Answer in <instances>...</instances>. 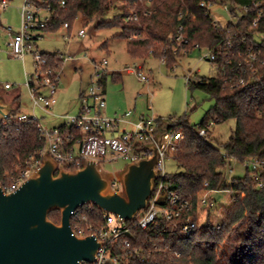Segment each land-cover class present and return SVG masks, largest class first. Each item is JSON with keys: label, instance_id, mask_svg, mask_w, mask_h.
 Wrapping results in <instances>:
<instances>
[{"label": "built area", "instance_id": "1", "mask_svg": "<svg viewBox=\"0 0 264 264\" xmlns=\"http://www.w3.org/2000/svg\"><path fill=\"white\" fill-rule=\"evenodd\" d=\"M51 1L23 0L19 28L7 32L6 42L9 54L15 58L23 60L27 53H32L34 71L25 72V85L33 109L38 108L45 112H50V108L56 103L61 69L47 67L40 51L33 49L32 45L42 37L41 33L50 24L54 13ZM56 3L61 8L66 6V0H56ZM212 3L214 2L200 1L199 5L209 14ZM7 5L8 0H0L1 10ZM223 6L232 19L224 26L212 20L215 27L226 28L228 24L233 26L232 30L227 29L228 34L223 44L216 52L201 48L197 43L193 44L192 50H204L200 59L208 60L213 64L215 72H219L222 76L223 87L234 89L246 84L248 78L257 72L258 63L264 64L262 58L264 29H260L262 25L264 27V5L261 0H254L241 6H230L227 2ZM126 20L136 23L138 14L130 10ZM60 28L69 29L68 23H64ZM182 30L183 25H179L174 36L178 47L188 43ZM86 34L84 27L76 32L80 38L85 37ZM137 36V33H133L129 39ZM63 38L70 41L69 34H65ZM181 53L186 54L187 49L182 48ZM74 57L68 49L65 53H61L63 63L73 60ZM159 60L165 63L164 57ZM106 65L107 59L102 58L99 67L103 68ZM142 68L143 64H135L127 67V70L135 73L141 81H150V77ZM185 81L188 87L193 80L190 75H186ZM4 87L10 88L11 85L4 83ZM131 114L132 111L127 110L120 114L108 115L105 94L98 82L80 94V107L76 115L61 116L65 121L62 127L60 125L44 127L34 114H16L15 118L20 122L37 123L44 146L35 156L25 160L24 167L17 174L12 175L9 180L0 182V186L4 192L15 190L41 163L45 151H48L57 162V169L66 170L78 169L84 161L102 166L104 163H113L118 159L125 160L127 164L150 158L153 151L147 144L155 143L158 146L156 140V133L160 127L157 124L158 118L154 115H140L133 121L130 119ZM215 123V119L209 120L205 126L199 128L198 135H206ZM179 138V131L166 129L163 142L158 146V160L155 164L157 177L152 193L146 207L138 210L132 219L122 220L97 206L100 213L91 218L83 212V208L92 203L80 205L71 212L72 234L78 237L94 235L100 242L95 260L92 262L80 260L78 264H152L156 254L171 249L168 243L172 235L188 237L198 227L199 212L193 209L192 199L171 190L166 184L165 162L169 155L177 150ZM243 162L251 171L257 187L264 194V160L249 157ZM111 187L116 190L121 189L116 176L111 180ZM207 195L208 191H205L199 196L201 206L206 205ZM138 230H148L150 234L140 241L136 234ZM175 256L179 257L180 253L175 252Z\"/></svg>", "mask_w": 264, "mask_h": 264}, {"label": "trees", "instance_id": "2", "mask_svg": "<svg viewBox=\"0 0 264 264\" xmlns=\"http://www.w3.org/2000/svg\"><path fill=\"white\" fill-rule=\"evenodd\" d=\"M200 1L241 6L254 0H123L124 4L120 6L112 5L113 0H66L64 8L52 0L54 13L44 32L57 31L64 23L71 28L78 14L86 18H100L111 8H118L111 19L100 20L97 26L121 28L117 36L127 40V51L131 57L143 59L150 54L159 59L164 57V64L172 68L181 56L192 51L194 43L216 52L228 34L227 29H233L232 24L226 28L215 27L207 10L199 5ZM261 1L264 5V0ZM130 10L138 14V22L126 20ZM179 25H183L182 32L188 40L182 47L174 41ZM262 26L260 29H264ZM133 33H137V38L129 39ZM141 34H144L143 38ZM182 48L187 49L186 54L181 53ZM40 53L47 67L62 68V52ZM105 80L102 74L97 82L104 85ZM192 88L207 92L214 105L197 125L190 124L185 115L165 123L168 129L180 132L177 150L173 152L179 169L167 172L166 184L182 196L190 197L194 210L200 212L206 206L207 213L203 224H198L190 236L172 235L168 243L171 249L156 254L152 264H264V194L257 187L250 170L246 169L243 178H234L229 184L222 172L228 159L244 161L256 157L264 160V64L258 63L257 72L248 78L244 86L234 89L223 87L221 74L215 72L211 77L197 76L188 85V89ZM18 98L19 95H15L13 99ZM18 106L15 103L8 116L0 121V182L17 174L24 167L25 160L35 156L44 146L36 122H20L15 118ZM211 119L216 122L234 120V129L227 140L215 138L211 142L209 130L204 136L198 135L199 128ZM157 124L162 123L157 119ZM224 189L231 191L232 196L218 227L209 218L211 200L208 198L206 205L201 206L199 195L203 191ZM86 207L83 212L91 218L100 213L93 204ZM48 218L59 223L60 211H50ZM136 234L141 241L150 231L138 230ZM202 240L214 244L203 248L199 242ZM225 241L247 246L244 254L236 257V263L223 262L225 257L219 254L217 248ZM175 252H179L180 256L176 257Z\"/></svg>", "mask_w": 264, "mask_h": 264}, {"label": "rangeland", "instance_id": "3", "mask_svg": "<svg viewBox=\"0 0 264 264\" xmlns=\"http://www.w3.org/2000/svg\"><path fill=\"white\" fill-rule=\"evenodd\" d=\"M22 2L23 0H8L7 7L0 12V94L5 101L11 104L12 108L15 103L19 105L16 114H34L42 126L48 128L57 126L65 122L60 115L77 114L80 107V89L82 92L88 90L97 83L98 77L102 74L106 78V107L112 111L119 112L135 108L138 113L156 116L159 123H170L185 115L190 124L197 125L207 110L214 105V100L207 92L199 88L188 89L185 81L186 75H190L191 80H194L197 76L211 77L215 74L213 64L208 60L200 59L204 50L193 49L188 55L181 56L172 68L151 54L143 59L133 58L127 51V40L117 36L121 28L97 26L100 20L111 19L113 14L119 10L111 8L100 18H86L83 14H78L72 24V34H75L81 27L85 28L87 34L83 38L78 36L73 38L70 46L72 52L76 45H83L85 48L82 53L83 60L79 65L72 61L63 64L56 94L57 103L50 108V112L38 108L33 109L24 75V70L27 73L34 71L33 55L27 53L25 59L21 60L11 56L6 48L7 32L16 31L19 28ZM121 4H124L123 0L112 2V5L116 6ZM223 5L224 3L221 2L212 3L209 7V15L213 21L224 26L232 18ZM65 31L64 28H59L54 32H42V37L35 41L32 48L38 51L59 50L65 53L68 47L62 38V33ZM140 37L143 38L144 34ZM102 58L107 59V65L100 68ZM135 64H143L142 70L150 77V81H141L135 73L126 72L127 67ZM118 72L120 75H115ZM4 83H9L11 87L5 88ZM15 95H19V98L13 99ZM107 114L111 115L110 112ZM234 126L233 119L216 122L209 129L210 141L213 142L215 138L220 141L227 140ZM125 166L126 161L118 159L113 163H104L101 167L105 172L114 174L123 170ZM165 168L169 173L179 169L173 153L166 159ZM246 169L245 162L228 159L225 167L222 168L226 183L229 184L234 178H243L246 175ZM204 192H201L199 196ZM231 196L232 192L226 189L208 192L207 198L211 200L209 204L211 222L220 224L231 202ZM204 207L198 214L199 224H203L205 220L207 208ZM199 242L203 248L214 244L212 241ZM246 248L244 244H232L225 241L219 243L217 249L219 254L225 257L223 262L236 263V257L243 255Z\"/></svg>", "mask_w": 264, "mask_h": 264}, {"label": "water", "instance_id": "4", "mask_svg": "<svg viewBox=\"0 0 264 264\" xmlns=\"http://www.w3.org/2000/svg\"><path fill=\"white\" fill-rule=\"evenodd\" d=\"M12 109L0 94V121ZM166 129L164 123L157 130L158 146ZM147 146L153 151L150 158L127 163L114 174L91 161H84L78 169H57V162L45 151L41 163L15 190L4 192L0 186V264L94 261L100 242L94 235L72 234L71 212L92 203L122 220H130L145 208L155 185L158 160V146ZM114 176L120 182V190L111 187ZM52 210L60 211L59 223L48 218Z\"/></svg>", "mask_w": 264, "mask_h": 264}, {"label": "crops", "instance_id": "5", "mask_svg": "<svg viewBox=\"0 0 264 264\" xmlns=\"http://www.w3.org/2000/svg\"><path fill=\"white\" fill-rule=\"evenodd\" d=\"M10 28V27H9ZM65 34H69L70 35V41H66L64 38H63V36L65 35ZM75 37H77V35H76V33L75 34H72V27L71 28H69V29H67L65 32H63L62 33V38L64 39V41H65V43H66V45L68 46L67 47V49L69 50V52L70 53H72V54H74V59L73 60H70V61H72V63H74V64H76V65H79L80 63H81V60H83L82 58H83V55H82V53H83V50L85 49L84 47H83V45L82 44H79V45H76V47H75V49H74V51H72L71 52V46H70V44H71V42H72V40H73V38H75ZM6 48L8 49V52H9V48L6 46ZM56 51V50H55ZM59 51V50H58ZM45 52H49V51H45ZM54 52V51H53ZM24 59H25V57H24ZM23 59V60H24ZM67 62V61H66ZM25 72H27L26 70H24V75H25ZM126 72L127 73H133V72H131V71H129V70H126ZM117 74V76H119L120 75V73L118 72V73H115V75ZM102 86V90H103V92H104V94H106V91H105V83H104V85H101ZM58 89V88H57ZM82 93V91H81V89H80V93H79V97H80V94ZM56 94H57V91H56ZM56 101H57V99H56ZM57 103V102H56ZM55 103V104H56ZM54 104V105H55ZM53 107V106H52ZM127 110H131L132 111V114H131V116H130V119L131 120H136L140 115H146V114H144V113H138L137 111H136V109L135 108H129V109H124L123 111H117V110H113L112 111V109H110V108H107L106 107V113H109L110 112V114L111 115H115V114H120V113H122V112H125V111H127ZM112 112V113H111ZM62 115H64V114H62ZM62 115H60V117L62 116ZM62 118V117H61ZM63 119V118H62ZM64 120V119H63ZM64 123V122H63ZM63 123H60L59 125H61V124H63Z\"/></svg>", "mask_w": 264, "mask_h": 264}]
</instances>
